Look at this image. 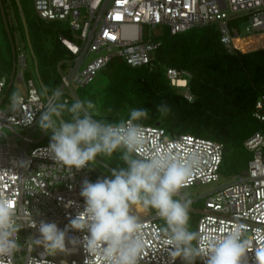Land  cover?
I'll use <instances>...</instances> for the list:
<instances>
[{"label":"built area","instance_id":"2783aa9c","mask_svg":"<svg viewBox=\"0 0 264 264\" xmlns=\"http://www.w3.org/2000/svg\"><path fill=\"white\" fill-rule=\"evenodd\" d=\"M33 4L41 19L68 22L71 37H58L69 52L57 62L60 82L48 92V98L41 95L37 80L26 77L27 54L20 44L15 48V77L23 82L24 90L18 87L12 94H3L9 79L0 78V197L15 210L20 229L14 234L19 249L12 256L0 257V264H106L103 245L90 253L83 245L72 248L68 244L67 251L48 255L31 241L39 236L38 228L29 226L33 219L37 223L55 222L64 229L84 210L80 195L83 181L105 178L90 165L78 170L55 161L48 151L49 143H42L46 132L38 120L53 102L54 91H60V99L66 102L81 100L79 88L91 85L114 57L132 67L156 68L160 41L151 31L159 27H167L174 35L214 25L229 53L264 49V0H33ZM166 76L172 87L185 88L184 98L194 99L187 84L192 77L189 71L167 67ZM14 94L20 98L18 102ZM254 116L264 128V95L256 102ZM141 125L148 148H168L179 157L194 154L199 159L198 167L178 192L182 201L193 202L182 195V189L220 180L223 143L190 133L170 134L161 125ZM37 132L41 135H35ZM244 146L252 158L243 171L204 195L197 232L200 247H205L213 236L239 226L247 242L243 264H264V129L252 134ZM130 213L138 217L139 235L145 241L139 264H183L166 242L157 212L137 214L131 206ZM85 234L68 229L69 237Z\"/></svg>","mask_w":264,"mask_h":264},{"label":"clouds","instance_id":"9594fccd","mask_svg":"<svg viewBox=\"0 0 264 264\" xmlns=\"http://www.w3.org/2000/svg\"><path fill=\"white\" fill-rule=\"evenodd\" d=\"M184 89L178 91L183 95ZM61 96L60 91H54L53 102L38 120L39 127L51 134L48 151L52 159L79 170L95 162L98 155L112 157L120 150L125 166L112 169L110 176L95 182L83 181L80 195L84 210L64 229L55 222L37 223L33 219L29 226L39 232L38 237H31L34 246L55 255L67 251L68 244L72 248L83 245L90 253L103 245L106 264H139L145 241L139 235V219L130 213V207L142 205L154 209L165 221L166 242L183 264H195L198 258L206 264H243L247 242L239 226L213 236L205 247H200L199 233L189 230V202L174 197L198 167L199 159L194 154L179 157L168 148H148L140 121L148 117L149 109L133 108L127 119L113 122L96 118L90 111L94 107L91 101L74 100L69 105ZM13 99L18 102L20 98L14 94ZM157 108L165 114L170 111L167 102ZM65 112L69 119L62 118ZM69 227L86 234L69 237ZM19 230L15 210L0 197V257L12 256L19 249L14 236Z\"/></svg>","mask_w":264,"mask_h":264},{"label":"trees","instance_id":"16d2710c","mask_svg":"<svg viewBox=\"0 0 264 264\" xmlns=\"http://www.w3.org/2000/svg\"><path fill=\"white\" fill-rule=\"evenodd\" d=\"M2 2L17 48L18 42L20 45L26 43L18 7L15 0ZM11 6L12 11L9 10ZM15 19H18L17 22ZM37 19L34 22L26 20L35 54L43 65V73L39 66L40 75L49 92L60 82L57 62L67 56L69 50L58 38L61 30L56 28L57 22L46 21L38 15ZM2 25L5 50L10 59H6L0 50V64L3 62L4 70L11 73L12 47L3 18ZM19 28L23 35L20 36L22 40L18 38L17 41L16 29ZM52 29L57 30L56 38L51 33ZM66 36L71 37L70 33ZM49 38L52 39L53 47L45 49L43 43L50 41ZM155 40L160 41L155 52L156 68L132 67L120 57H114L100 71L106 79L101 88H93L92 85L97 90L87 89V86L79 88L80 99L94 104L90 111L98 119L119 121L127 119L133 108H147L148 117L141 120V124L159 123L170 134L190 133L221 142L224 144V156L220 172L227 171L230 174L232 170L233 174H238L245 164L247 167L253 156L245 148L244 142L262 129V123L254 116V111L257 100L264 95V49L229 53L220 42L214 25L194 27L174 35L168 30L166 35L155 37ZM167 67L191 73L189 89L194 95L192 101L185 99L178 89L171 86L166 76ZM8 84L3 94H10L12 86L7 91ZM72 102L66 103L70 105ZM162 102H167L170 108L166 114L158 111L157 106ZM63 118L69 119L70 116L65 112ZM49 142V137L42 140V143ZM132 206L137 209V214L150 212L149 208L142 205Z\"/></svg>","mask_w":264,"mask_h":264},{"label":"rangeland","instance_id":"374dc122","mask_svg":"<svg viewBox=\"0 0 264 264\" xmlns=\"http://www.w3.org/2000/svg\"><path fill=\"white\" fill-rule=\"evenodd\" d=\"M20 2H21L22 7L24 9V13L26 14L25 16H27L26 19H28L30 22H34V21L38 20L37 19V13H36V10L34 8L33 0H20ZM3 24H4V22H3ZM56 24H57L56 28L57 29L59 28L61 30V32H59V35L60 34L67 35L68 33H70L67 30L68 22H59ZM245 24H246L245 21H243L241 23L242 29L244 28ZM2 27H3L2 18L0 17V50H2V54L6 59H10L9 54L5 50V42H4V38H3ZM51 27L52 26L50 25V28ZM16 31L17 32H16L15 37H16V40L19 41V39H21V37L23 35V32H22L21 28L16 29ZM56 31L57 30H54V29H52V31H51L54 38H56ZM151 32L153 33V36L162 38L168 32V28L167 27H159L156 30H152ZM51 33L48 32V34L50 36H51ZM49 39H50V41L43 43V47L45 49H52V47H53L52 39L51 38H49ZM33 41H35L34 38H33ZM26 43H24V42L21 43V45L24 47V50L27 54L26 76L31 74L32 78L37 79L35 69H34V61H33L32 55H31ZM18 44H19V42H18ZM36 56H37V58L39 57L37 54H36ZM38 63L40 66V71L43 73V65L41 63V60L38 59ZM12 71H13V68L11 70V73L7 72L6 70H4L3 62H2V64H0V73L2 74V77L8 78L9 82H10V79L12 76ZM105 81H106V79L99 72L97 75V78L95 79V81L91 85L93 88H101V86L105 83ZM91 85L87 86L86 88L92 90L93 88L91 87ZM18 87H20L22 90H24L23 82H19L17 80V76H16L14 81H13L10 94H12L14 91H17L16 89ZM93 90H97V89H93ZM51 91L52 90H50L49 92H51ZM41 95L43 97H45L44 93ZM261 128L264 129L263 125ZM38 134L41 135L40 132H37L35 135H38ZM50 135H51L50 133L46 132L45 137L50 138ZM120 156H121L120 150L115 152L112 155V157H107V156L102 157V156L98 155L95 158V162L89 163V165L92 166L97 172H99L102 175H104L105 177H107V176H110L112 169L125 166L123 164V161L120 159ZM245 166H246V164L239 171L240 172L243 171L246 168ZM220 174H221V178L217 182H212V183H208V184H197V185H193L191 187L182 189V195L193 200V202L189 203V217H190V219H189V230L190 231L197 232V223H198V218H199V212L203 209V206H204V200H205L204 195L207 194L208 192L218 188L220 185L227 183L230 179H232L236 175V174L232 173V170H231L230 174L227 171L220 172ZM174 198L181 199V196L179 194H177V196ZM150 212L153 213L156 211L154 209H150ZM160 223L162 226L165 225V221L163 219H160ZM195 264H201L199 258L195 261Z\"/></svg>","mask_w":264,"mask_h":264},{"label":"water","instance_id":"95a60500","mask_svg":"<svg viewBox=\"0 0 264 264\" xmlns=\"http://www.w3.org/2000/svg\"><path fill=\"white\" fill-rule=\"evenodd\" d=\"M15 2H16V5L18 7V12H19V15H20L23 27H24L27 46H28V49H29V51H30V53L32 55L33 61H34V69H35L37 80H38V82L40 84V87H41L43 93L48 98V91H47L46 86H45V84H44V82L42 80V77L40 75L38 59H37V56L35 54L31 39H30V35H29V30H28V25H27V20H26V16H25V13H24V9L22 7V4H21L20 0H15ZM0 9H1V15H2V18H3L4 26H5L6 32L8 34V37L10 39V43H11V47H12V54H13V58H12L13 59V71H12V76H11L10 82L8 84V87H7V91H8L10 89V87L12 86L13 81H14V77H15L16 51H15L14 41H13L12 35L10 33V30H9L8 21H7V17H6V14H5L4 5H3L2 0H0ZM156 125H159V123H157Z\"/></svg>","mask_w":264,"mask_h":264},{"label":"flooded vegetation","instance_id":"af4514ba","mask_svg":"<svg viewBox=\"0 0 264 264\" xmlns=\"http://www.w3.org/2000/svg\"><path fill=\"white\" fill-rule=\"evenodd\" d=\"M9 10H11L12 11V6H11V8H9ZM13 13V12H12ZM16 22H17V20H16ZM17 24V23H16Z\"/></svg>","mask_w":264,"mask_h":264}]
</instances>
